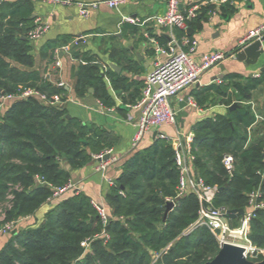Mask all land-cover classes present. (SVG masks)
<instances>
[{
    "label": "trees",
    "instance_id": "trees-1",
    "mask_svg": "<svg viewBox=\"0 0 264 264\" xmlns=\"http://www.w3.org/2000/svg\"><path fill=\"white\" fill-rule=\"evenodd\" d=\"M32 12L31 0L0 4V94L31 88L47 97H62L65 90L51 86L34 69L26 38ZM76 78L78 97L90 81L97 80L91 68L83 66L78 67ZM263 80L264 73L248 84L221 85L219 94L227 97L226 91L232 87L241 103L226 116L204 123L194 134L196 175L205 185L222 188L215 196V208L245 210L253 191L259 192L256 202L264 204V132L246 143V129L254 122L247 102ZM230 103L228 97L225 105ZM5 106L0 112V204L7 201L11 187L20 186V191L13 192L10 208L4 210L6 221H17L34 216L50 201L51 187L69 180L62 162L80 168L110 144L99 129L66 119L65 109L59 106H48L36 98ZM225 154L233 158L231 173L221 163ZM36 176L45 184H36ZM177 185L173 148L165 139H156L121 165L106 197V243L94 239L89 252L80 246L86 238L99 234L102 225L90 199L76 193L53 205L44 222L42 219L36 227H28L6 242L0 250V264H206L217 255L218 243L205 227L190 229L199 204L193 193L177 198ZM168 201H173L174 207L163 221ZM249 239L264 247V206L253 211Z\"/></svg>",
    "mask_w": 264,
    "mask_h": 264
},
{
    "label": "crops",
    "instance_id": "crops-1",
    "mask_svg": "<svg viewBox=\"0 0 264 264\" xmlns=\"http://www.w3.org/2000/svg\"><path fill=\"white\" fill-rule=\"evenodd\" d=\"M31 1L32 25L38 20L50 26L42 38L29 42L34 69L51 86L65 90L61 104L57 105L65 109V118L77 119L88 129L102 131L112 150L109 157L112 162L103 173L95 171L96 163L93 160L76 169L70 168L65 162L61 165L69 172V180L77 185L79 193L91 202L102 205L107 214L106 197L114 186L108 182L116 183L121 165L134 152L149 147L156 139H160L159 134H163L167 142L190 134L194 138L204 123L226 116L232 104L241 103L236 100V91L232 87H228L227 97L219 94L221 85L223 87L232 82L248 84L261 79L264 73V52L256 64H248L234 57L241 47V41L250 32L264 26V0H233L220 5L210 0H182L184 8L197 2L201 8L196 20L187 28L191 34L175 30L174 35L181 37L185 34L196 41L195 59L214 53H221L224 58L205 70L196 84L170 101L171 108L176 112L173 125L149 131L133 148V124L140 116L136 105L146 75L152 70L154 61L160 58L155 55L149 39H155L161 46H165L170 39L169 31L157 27L153 21L165 12L166 0H121L116 9L101 3L108 0H74L97 3V7L90 10L86 17L80 16L75 6ZM123 17L134 19L135 22H123ZM262 49L264 51V43ZM56 62L58 66H55ZM79 66L90 67L91 73L97 77V80L90 81L80 97L74 91ZM60 83L63 86L60 87ZM228 97L231 98L229 106L225 105ZM247 105L254 115V122L246 129V143L264 132V124L256 118H264V80L251 92ZM193 163L194 160L189 163V167L196 174ZM36 177L34 181L37 184ZM69 196L43 204L36 213L41 214L36 226L42 219L44 222L53 205ZM248 211V208L243 210L242 215ZM242 215L233 219L239 222ZM29 219L32 217L21 220ZM6 240L5 237L0 238V250Z\"/></svg>",
    "mask_w": 264,
    "mask_h": 264
},
{
    "label": "built area",
    "instance_id": "built-area-1",
    "mask_svg": "<svg viewBox=\"0 0 264 264\" xmlns=\"http://www.w3.org/2000/svg\"><path fill=\"white\" fill-rule=\"evenodd\" d=\"M6 1L17 0H0V4ZM41 3L61 6H75L78 8L80 16L86 17L90 10L97 7V3H80L74 0H33ZM233 0H210L216 5L232 2ZM109 8L116 9L121 0H108L101 2ZM201 8L200 3H191L185 8L182 5V0H166L165 12L154 18V24L169 31L170 39L165 46H161L153 38L149 42L153 45L155 55L160 57L155 60L152 70L146 75L141 91V97L136 105L140 111L139 119L133 124L135 133L132 140V147L136 148L141 142L146 133L151 130L158 129L164 125H173L176 121V112L171 108L170 101L176 98L182 91L193 86L199 80L200 75L214 66L224 58L221 53L205 54L198 59L193 57L196 51L197 43L187 35L177 37L174 31H182L186 33L188 23L197 17ZM123 22L134 23V19L123 17ZM50 26L46 22L35 21L26 33V38L29 42L38 40L44 36ZM264 34V26H261L250 32L241 42V47L245 44L259 40ZM59 63L56 62L55 66ZM258 77V76H257ZM220 84L221 81H218ZM63 86V84H59ZM28 98H36L38 101L45 103L48 106H57L61 104V95H52L47 97L39 91L31 88H19L13 94H0V112L5 105L12 101L24 100ZM264 124V118L256 117ZM158 138L166 139L163 134H159ZM193 135L184 137L178 136L173 141H169L174 151V161L178 170V185L177 198L193 193L198 201L199 207L197 219L190 229L195 227H205L216 239L218 246L226 242H233L242 247L244 258L251 262H258L264 258V248L257 247L249 239L250 220L253 217L255 209L262 208L263 203H257L256 198L259 196L258 191H253L249 195L248 209L239 219L236 227L229 225V220L226 217L227 210L224 208H215L213 202L218 192L216 186H208L193 172L189 167V163L194 160L192 154ZM112 150L107 149L97 155L92 156L95 164V171L103 173L107 166L112 162L109 161ZM108 155L107 160L103 157ZM221 163L228 173L233 170V158L229 154H225ZM37 184L43 185L45 182L42 178L36 177ZM114 185L113 182H108ZM52 195L50 200L57 201L66 195L79 193L78 187L71 180H68L61 186L51 187ZM19 186L11 187L10 193L7 195L8 208H10L13 200V192L20 191ZM100 219L102 230L99 234L91 238H86L80 244L84 252H89L91 242L100 238L103 243L109 239L104 227L108 222V214L106 209L99 204L91 202ZM29 217H24L27 219ZM17 221H6L0 226V233L7 234L13 231Z\"/></svg>",
    "mask_w": 264,
    "mask_h": 264
},
{
    "label": "water",
    "instance_id": "water-1",
    "mask_svg": "<svg viewBox=\"0 0 264 264\" xmlns=\"http://www.w3.org/2000/svg\"><path fill=\"white\" fill-rule=\"evenodd\" d=\"M187 34H191V30L187 29ZM264 43V34L261 36L259 40H255L248 44L243 45L238 49V51L234 54L235 59L239 61H245L248 64H256L259 57L263 54L262 44ZM264 71V69H262ZM236 107V104H232L229 107V111L233 110ZM68 117L66 116V119ZM108 155L103 157V160L108 159ZM222 188H219L220 191ZM174 202L168 201L165 204V211L163 214V221L166 220L168 213L173 209ZM243 214V210H227L226 217L228 219H233ZM242 250L239 248L223 243L219 246V251L217 255L206 264H264V258L258 262H251L244 258L242 254Z\"/></svg>",
    "mask_w": 264,
    "mask_h": 264
},
{
    "label": "rangeland",
    "instance_id": "rangeland-1",
    "mask_svg": "<svg viewBox=\"0 0 264 264\" xmlns=\"http://www.w3.org/2000/svg\"><path fill=\"white\" fill-rule=\"evenodd\" d=\"M20 187V186H19ZM7 207H8V203H7V201L5 200V202H3V203H1L0 204V226H1V224H3L4 222H6V220H5V215H4V210L5 209H7ZM37 215V214H36ZM22 218H20V219H18V221L20 222V223H18V224H16V227H15V229L13 230V231H11L10 233H7V234H1L0 233V238L1 237H5V238H7V240H6V242H8L9 240H11L17 233H20L21 231H23L24 229H26V228H28V227H30L31 225L32 226H36V223L38 222V221H40V219H41V214H38L37 216H32V219H29V220H21ZM236 219V218H235ZM236 221V222H235ZM238 220H234L232 223H230L229 222V225L231 226V227H236L238 224V222H237ZM231 243H233V242H231ZM219 247V246H218ZM264 248V247H263Z\"/></svg>",
    "mask_w": 264,
    "mask_h": 264
},
{
    "label": "bare ground",
    "instance_id": "bare-ground-1",
    "mask_svg": "<svg viewBox=\"0 0 264 264\" xmlns=\"http://www.w3.org/2000/svg\"><path fill=\"white\" fill-rule=\"evenodd\" d=\"M226 244L233 245V246L239 248L240 250H243L242 247L236 243L226 242Z\"/></svg>",
    "mask_w": 264,
    "mask_h": 264
}]
</instances>
